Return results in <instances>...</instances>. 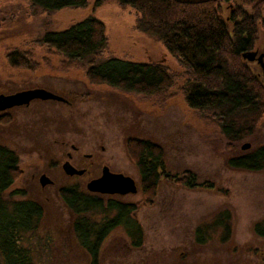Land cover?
Listing matches in <instances>:
<instances>
[{
	"label": "rangeland",
	"instance_id": "rangeland-1",
	"mask_svg": "<svg viewBox=\"0 0 264 264\" xmlns=\"http://www.w3.org/2000/svg\"><path fill=\"white\" fill-rule=\"evenodd\" d=\"M93 2L87 9L45 13L30 11V0H0V95L45 89L66 100H34L0 113V144L18 157L19 177L9 192H19L17 199L39 202L44 209L27 242L35 264H92L74 229L77 217L60 192L77 187L91 193L87 184L99 178L104 167L133 178L139 191L91 194L135 206L142 244L135 247L120 226L103 243L98 264H264V237L255 232L256 224L264 220V170L241 171L228 165L231 158L264 145V115L255 134L230 144L219 126L207 119L211 111L188 106L185 69L157 39L136 30V11L116 0H105L92 10ZM90 15L105 23V59L158 63L176 75L166 97L92 85L85 67L65 68L62 56L39 45L48 32L67 30ZM14 50L31 53L37 69L12 68L7 55ZM253 52L264 55L263 29ZM242 58L264 84L262 63ZM135 138L163 149L168 174L191 171L200 183L214 188L189 189L164 178L154 203L148 205L128 150L129 140ZM246 144L251 147L243 149ZM68 161L86 173L68 175L64 170ZM43 174L53 183L42 187ZM224 213L230 215L229 230L219 220ZM89 216L103 218L96 212Z\"/></svg>",
	"mask_w": 264,
	"mask_h": 264
},
{
	"label": "trees",
	"instance_id": "trees-1",
	"mask_svg": "<svg viewBox=\"0 0 264 264\" xmlns=\"http://www.w3.org/2000/svg\"><path fill=\"white\" fill-rule=\"evenodd\" d=\"M116 1L121 7L136 11L138 32L157 39L180 61L186 72L183 93L191 109L211 111L207 119L219 126L230 144L256 133L264 115V84L242 56L253 51L260 30H264V0H216L202 4L176 0ZM104 2L94 0L92 10ZM89 7L90 0H30V11L39 9L45 13ZM39 45L62 56L65 68L85 67L86 78L92 85L164 98L175 84L176 75L162 64L105 59L106 26L92 15L67 30L48 32ZM31 57V53L19 50L7 55L12 68L35 71L38 65ZM128 150L139 170L148 205L154 203L164 178L189 189L214 188V184L200 183L191 171L182 176L168 174L163 149L152 141L130 139ZM228 165L241 171H263L264 145L231 158ZM17 166L16 153L0 144V264H35L27 242L37 231L44 209L39 202L17 199L19 192H9L19 177ZM60 194L77 217L74 229L92 264H98L103 243L120 226L125 227L135 247L141 246L142 228L134 218L135 206L77 187L64 188ZM94 212L103 218L92 220L89 214ZM219 220L230 229L229 214H222ZM255 232L264 237V220L256 224ZM200 239L204 240V234Z\"/></svg>",
	"mask_w": 264,
	"mask_h": 264
},
{
	"label": "water",
	"instance_id": "water-1",
	"mask_svg": "<svg viewBox=\"0 0 264 264\" xmlns=\"http://www.w3.org/2000/svg\"><path fill=\"white\" fill-rule=\"evenodd\" d=\"M180 3H189V4H202L208 3L216 0H176ZM257 52L248 51L243 54L244 59L248 61H255L262 63L264 68V55L257 57ZM34 100H57V101H66L63 97L56 95L55 93L45 90V89H31L21 91L12 95H0V112L21 106H28ZM250 144L243 146V149H249ZM65 172L70 175H83L85 170L76 169L68 161L64 165ZM40 183L42 187L50 185L53 181L45 174L40 178ZM87 190L91 193H98L103 195H127L135 194L139 191L135 180L129 176H126L121 173H114L108 167L102 169V175L99 178L92 179L87 184Z\"/></svg>",
	"mask_w": 264,
	"mask_h": 264
},
{
	"label": "flooded vegetation",
	"instance_id": "flooded-vegetation-1",
	"mask_svg": "<svg viewBox=\"0 0 264 264\" xmlns=\"http://www.w3.org/2000/svg\"><path fill=\"white\" fill-rule=\"evenodd\" d=\"M68 103H69V102H68ZM8 111H10V110H8ZM4 112H7V111H4ZM0 113H1V112H0ZM76 149H77V148H76ZM71 157H72V156L69 155V158H71ZM85 173H86V171H85ZM85 173H84V174H85ZM84 174H83V175H84ZM83 175H81V176H83ZM75 176H79V175H75ZM81 176H80V177H81Z\"/></svg>",
	"mask_w": 264,
	"mask_h": 264
}]
</instances>
